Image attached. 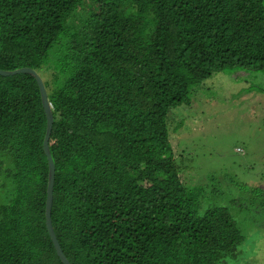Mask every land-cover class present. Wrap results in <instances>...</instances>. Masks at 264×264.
<instances>
[{
  "label": "trees",
  "instance_id": "1",
  "mask_svg": "<svg viewBox=\"0 0 264 264\" xmlns=\"http://www.w3.org/2000/svg\"><path fill=\"white\" fill-rule=\"evenodd\" d=\"M76 7L84 40L58 85L41 67ZM24 66L53 107L51 217L71 264H226L241 228L207 184L188 187L167 117L214 73L264 71V0H0V68ZM46 122L36 78L0 74V264H64Z\"/></svg>",
  "mask_w": 264,
  "mask_h": 264
},
{
  "label": "rangeland",
  "instance_id": "2",
  "mask_svg": "<svg viewBox=\"0 0 264 264\" xmlns=\"http://www.w3.org/2000/svg\"><path fill=\"white\" fill-rule=\"evenodd\" d=\"M87 19L76 7L64 22L41 67L46 80L60 85L72 74L65 54L84 40ZM190 95L167 117L180 173L189 188L207 184L209 205L227 207L241 228L244 240L226 264H264V71L217 72Z\"/></svg>",
  "mask_w": 264,
  "mask_h": 264
},
{
  "label": "water",
  "instance_id": "3",
  "mask_svg": "<svg viewBox=\"0 0 264 264\" xmlns=\"http://www.w3.org/2000/svg\"><path fill=\"white\" fill-rule=\"evenodd\" d=\"M23 72L29 73L36 78L39 88H40L41 100H42L43 108H44L46 119H47L46 132H45V136L43 140V148L45 150V153L48 159V183H47V196H46V206H45L46 226H47L49 235L51 237V240L53 242V245L56 249V252L59 258L64 264H71L68 258L66 257L65 253L63 252V249L56 236L53 223H52V217H51L54 180H55V163H54V160L51 154L49 139H50L51 131L53 128L54 115H53L52 103L48 98V91H47L46 85L41 75L35 69L31 67L24 66V67L16 68L13 70H6V69L0 68V74L3 76H9V75H13L16 73H23Z\"/></svg>",
  "mask_w": 264,
  "mask_h": 264
},
{
  "label": "clouds",
  "instance_id": "4",
  "mask_svg": "<svg viewBox=\"0 0 264 264\" xmlns=\"http://www.w3.org/2000/svg\"><path fill=\"white\" fill-rule=\"evenodd\" d=\"M42 77V76H41Z\"/></svg>",
  "mask_w": 264,
  "mask_h": 264
}]
</instances>
